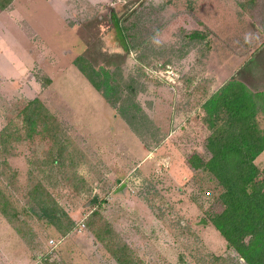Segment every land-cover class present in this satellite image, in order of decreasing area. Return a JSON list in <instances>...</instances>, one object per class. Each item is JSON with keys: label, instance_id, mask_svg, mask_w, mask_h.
Segmentation results:
<instances>
[{"label": "rangeland", "instance_id": "1", "mask_svg": "<svg viewBox=\"0 0 264 264\" xmlns=\"http://www.w3.org/2000/svg\"><path fill=\"white\" fill-rule=\"evenodd\" d=\"M0 25L14 76L0 78V264H245L209 220L220 187L189 158L210 157L202 102L264 53V0H8ZM88 50L122 55L141 137L73 64Z\"/></svg>", "mask_w": 264, "mask_h": 264}, {"label": "trees", "instance_id": "2", "mask_svg": "<svg viewBox=\"0 0 264 264\" xmlns=\"http://www.w3.org/2000/svg\"><path fill=\"white\" fill-rule=\"evenodd\" d=\"M7 2H0V9L5 8ZM111 22L117 40L127 50L122 26L114 12ZM122 58L120 53L111 54L103 66L88 50L78 55L73 64L140 136L142 132L138 128L141 129L140 121L145 115L135 101L137 89L129 81L122 84ZM243 71L240 69L237 74ZM241 78L232 77L202 102L204 121L210 130L206 139L210 157L202 160L192 155L189 163L194 169L207 172L221 189L218 194L221 208L210 214L209 220L228 247L233 248L245 264H264V166L259 167L254 162L264 151V125L257 119L259 113L264 116V90L253 88L252 82ZM36 101L38 99L33 98L24 109L28 110ZM34 109L30 110L31 125L36 124L39 117ZM4 206L6 200L0 189V212L8 216ZM40 211L54 223L55 212L44 202L40 203ZM113 255L119 264H139L122 256V252Z\"/></svg>", "mask_w": 264, "mask_h": 264}, {"label": "crops", "instance_id": "3", "mask_svg": "<svg viewBox=\"0 0 264 264\" xmlns=\"http://www.w3.org/2000/svg\"><path fill=\"white\" fill-rule=\"evenodd\" d=\"M1 31L2 30H1V27H0V34H1ZM260 51H263V50L261 49ZM254 55H256L255 58L253 57ZM253 59H254V61L251 62ZM7 60H8V57L4 54V52H3V54L1 52L0 53V78H5V77H7L9 75L12 78L14 77L11 74L5 73L6 72V68L4 67V62L6 63ZM240 69L241 70L244 69V71L239 75L237 73L240 71ZM24 74L22 75L23 76L22 78L25 77ZM241 76L244 78L243 80H246L247 83L248 82H252L251 84H253V86L254 85L256 86V84H262L260 87H253V88H256L258 90H264V53L260 54V52H256L253 55H251L249 58L246 59V61H244L243 63H241V65L238 67V69L235 72H233L230 76H228L227 79H225V82L228 81L229 79H231L232 77H239V78H241ZM20 77L18 79H21ZM261 81H262V83H258V82H261ZM225 82H223L220 85H218L210 94H212L213 92H215ZM257 119H258V121L260 123H263L264 122V116H263V114L262 113H259Z\"/></svg>", "mask_w": 264, "mask_h": 264}, {"label": "built area", "instance_id": "4", "mask_svg": "<svg viewBox=\"0 0 264 264\" xmlns=\"http://www.w3.org/2000/svg\"><path fill=\"white\" fill-rule=\"evenodd\" d=\"M53 242V240H50V243H52Z\"/></svg>", "mask_w": 264, "mask_h": 264}]
</instances>
